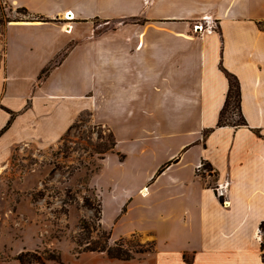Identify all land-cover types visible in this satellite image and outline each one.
Masks as SVG:
<instances>
[{"label":"crops","instance_id":"1","mask_svg":"<svg viewBox=\"0 0 264 264\" xmlns=\"http://www.w3.org/2000/svg\"><path fill=\"white\" fill-rule=\"evenodd\" d=\"M1 1L11 14L0 23V130L13 119L0 163L26 123L51 141L89 112L115 142L101 167L137 158L111 174L114 227L127 229L110 239L151 246L109 264H264V0ZM223 70L238 81L245 125L216 126ZM223 181L227 206L212 189Z\"/></svg>","mask_w":264,"mask_h":264},{"label":"rangeland","instance_id":"2","mask_svg":"<svg viewBox=\"0 0 264 264\" xmlns=\"http://www.w3.org/2000/svg\"><path fill=\"white\" fill-rule=\"evenodd\" d=\"M0 6L3 23L11 9L1 0ZM13 14L25 15L17 10ZM106 25L96 22L98 31ZM3 115L5 112L0 111ZM222 120L240 122L233 103L226 108ZM26 125L20 139L7 137V155L0 163V263L14 264L19 252L30 251L43 257L58 253L60 264H109L111 259L106 253L82 249L101 241L102 234L112 237L127 229L124 225L114 227L118 218L114 219L116 202L108 186L112 172L134 170L137 158L130 156L117 165L116 157L110 156L101 167V159L110 153L114 139L109 128L91 121L89 112L81 113L51 141L39 137L37 127L30 122ZM128 143L129 140L119 144L126 157L131 151ZM94 184L103 187L102 203ZM83 222L89 227L87 231L81 230ZM119 243L134 258L140 255L138 251L151 247L133 236L121 238ZM108 246H114L111 239Z\"/></svg>","mask_w":264,"mask_h":264},{"label":"trees","instance_id":"3","mask_svg":"<svg viewBox=\"0 0 264 264\" xmlns=\"http://www.w3.org/2000/svg\"><path fill=\"white\" fill-rule=\"evenodd\" d=\"M17 11L26 14L25 9L18 8ZM0 15H3L2 11H1V6H0ZM4 20H6V18ZM1 22H2V19H0V23ZM49 68L50 67L48 66L45 69H43L41 72V75L46 73L49 70ZM223 71H224V74L228 80V90H227L225 102H224L223 108L220 111L216 126L222 127V126L228 125L227 122L222 120V116H223L224 112L226 111V108L232 103L234 104L235 108L237 109V111L239 113V117H240V122H234V123L237 126L245 125L244 119L242 118V115L240 113V108H239L240 91H239L238 81L234 75L226 72L225 70H223ZM12 119H13V115L10 116V119L7 121L6 125L2 128V130H0V134H2L5 130L8 129V127L10 126V124L12 122ZM204 136H205V133H204ZM111 137H112V135H111ZM112 144L113 145L110 148V152L113 150V148L115 146V142L113 141ZM106 153H107V151H106ZM106 153L104 152L103 155H105ZM204 167H208V165L204 164ZM161 169H163V167L160 168L158 170V172L161 171ZM122 211L124 212L125 208H122ZM88 229H89L88 225L85 222H83L81 224V230L87 231ZM259 231L262 234V241H261L260 247H261V250L263 251L264 250V221L260 222ZM101 238H102L101 241L93 242L91 246H89V245L85 246L82 249V252L106 253L110 259H115V260H120V261H129V260L134 258L132 256L131 257L128 256L127 253L122 250V245H121V243H119L121 241V239L115 241L114 246L111 247V246H108V240L110 239V234L108 236H106L105 234H102ZM77 245L81 246L79 244V242H77ZM148 250L149 249L144 250V251H138L137 253L141 254V253L148 251ZM44 255H47V256L43 257V256H41V254H38L37 252L34 253V252H30V251H22V252L17 254L15 259L20 264H46L47 261H52V262H56V263L60 264V257H59L58 253L56 254L55 252H50V253H46ZM262 260L264 261V253L262 254Z\"/></svg>","mask_w":264,"mask_h":264},{"label":"built area","instance_id":"4","mask_svg":"<svg viewBox=\"0 0 264 264\" xmlns=\"http://www.w3.org/2000/svg\"><path fill=\"white\" fill-rule=\"evenodd\" d=\"M65 17L68 19L69 17H72V16L69 15V17L68 16H65ZM194 27L196 28L197 26H194ZM197 171L198 172L203 171L205 173L211 172V171L205 170L203 162L197 166ZM228 188H229V181L217 182L212 188L216 197L220 200L223 206L228 205V200H227Z\"/></svg>","mask_w":264,"mask_h":264},{"label":"bare ground","instance_id":"5","mask_svg":"<svg viewBox=\"0 0 264 264\" xmlns=\"http://www.w3.org/2000/svg\"><path fill=\"white\" fill-rule=\"evenodd\" d=\"M144 191H145V189H143V190L141 191V193L144 192Z\"/></svg>","mask_w":264,"mask_h":264}]
</instances>
